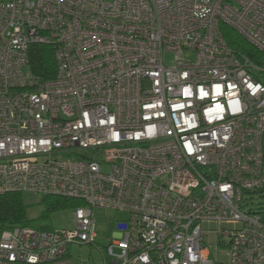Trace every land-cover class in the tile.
<instances>
[{"label":"built area","instance_id":"1","mask_svg":"<svg viewBox=\"0 0 264 264\" xmlns=\"http://www.w3.org/2000/svg\"><path fill=\"white\" fill-rule=\"evenodd\" d=\"M221 23L264 54V0H0V194L83 202L72 229L0 230V264H72L104 208L127 214L105 264H264V67Z\"/></svg>","mask_w":264,"mask_h":264},{"label":"trees","instance_id":"2","mask_svg":"<svg viewBox=\"0 0 264 264\" xmlns=\"http://www.w3.org/2000/svg\"><path fill=\"white\" fill-rule=\"evenodd\" d=\"M221 33L231 50L238 55H243L250 61L258 64L260 55H263L249 42H247L238 32L226 24H220ZM30 72L40 80H48L54 77L56 71V61L54 49L51 45L32 44L28 48ZM259 65V64H258ZM264 194L256 192V194ZM44 210L41 219L48 217L53 210L60 208H74L82 205L83 202L77 199L63 196H42ZM39 218V219H40ZM15 226H31L40 230H49L45 225L36 224L26 215V204L21 192H7L0 194V230L9 229Z\"/></svg>","mask_w":264,"mask_h":264},{"label":"rangeland","instance_id":"3","mask_svg":"<svg viewBox=\"0 0 264 264\" xmlns=\"http://www.w3.org/2000/svg\"><path fill=\"white\" fill-rule=\"evenodd\" d=\"M186 58L192 59L193 53H185ZM259 66L264 67V54L259 56ZM164 63L170 65L173 62V53L165 52L163 55ZM257 64V65H258ZM103 170H107V166H102ZM23 200L26 204V215L29 219L35 220L36 224L45 225L49 229H72L73 208H60L49 213L48 217L40 218L44 210L42 196L33 195L30 193L23 194ZM248 206L255 210H264V194H250L246 196ZM40 218V219H39ZM95 222V244L94 245H77L71 244L68 249L72 264H81L86 261L87 264H105V259L109 261L107 254V246L113 237V233L119 229L116 224L124 221L127 218L125 212L110 208L95 209L93 211ZM117 252V249H114Z\"/></svg>","mask_w":264,"mask_h":264},{"label":"snow or ice","instance_id":"4","mask_svg":"<svg viewBox=\"0 0 264 264\" xmlns=\"http://www.w3.org/2000/svg\"><path fill=\"white\" fill-rule=\"evenodd\" d=\"M217 88H219V86H217ZM186 94L187 95H191L192 93L191 92H187ZM203 95H207V93H203Z\"/></svg>","mask_w":264,"mask_h":264},{"label":"crops","instance_id":"5","mask_svg":"<svg viewBox=\"0 0 264 264\" xmlns=\"http://www.w3.org/2000/svg\"><path fill=\"white\" fill-rule=\"evenodd\" d=\"M81 264H87V262H86V261H84V262H82Z\"/></svg>","mask_w":264,"mask_h":264}]
</instances>
